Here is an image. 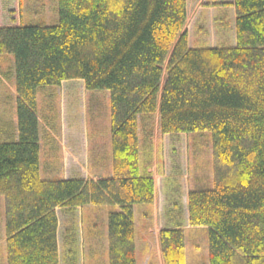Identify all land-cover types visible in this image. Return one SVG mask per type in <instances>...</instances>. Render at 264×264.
I'll use <instances>...</instances> for the list:
<instances>
[{
  "label": "trees",
  "instance_id": "16d2710c",
  "mask_svg": "<svg viewBox=\"0 0 264 264\" xmlns=\"http://www.w3.org/2000/svg\"><path fill=\"white\" fill-rule=\"evenodd\" d=\"M53 1L55 24L0 26L16 95V126L0 140L6 264H59L56 210L87 206L108 210L107 261L95 254L94 264H136L133 207L154 200L156 113L160 134L211 141L208 173L188 188L189 226L207 233V255H187L177 223L159 233L164 264H264V0H234L235 46L199 48L188 45L187 0ZM66 81L108 93L101 179L41 175L37 91Z\"/></svg>",
  "mask_w": 264,
  "mask_h": 264
},
{
  "label": "rangeland",
  "instance_id": "374dc122",
  "mask_svg": "<svg viewBox=\"0 0 264 264\" xmlns=\"http://www.w3.org/2000/svg\"><path fill=\"white\" fill-rule=\"evenodd\" d=\"M205 1H188L190 7L185 26L191 43L215 46L232 44L233 25L229 12L206 10L196 24L195 11L202 9ZM56 8L57 5L53 0H25L21 14L18 0H0V26L17 24L19 21L34 25H52L57 21ZM11 64L8 58H0V140L8 135L10 128L13 129V119L16 123L12 76L9 75L8 79L4 76ZM163 82L164 74L161 88ZM108 102V93L95 92L91 95L85 90L82 81H66L57 88H44L37 91L40 160L43 174L50 170L54 172L57 170L60 173L61 170L58 169L61 165L64 168L63 176L65 173L68 175L72 172L73 175L78 173L77 175H83L86 178L89 170L103 168L106 152L107 161L110 160V122L109 117L106 116ZM90 110H92L91 119L88 116ZM43 119L48 120V123ZM158 121L159 115L156 113L150 146L153 156L150 170H153L152 174L156 181H160V184L155 185L157 196L161 198V184L164 181L166 184L168 181L167 185L170 187L166 186L170 189L171 198L176 199L173 202H176L177 208L181 207L180 205L185 201L192 177L198 173H208L211 141L207 134L201 133L162 135L159 133ZM197 166L202 170L194 171ZM95 172L99 174L103 171ZM146 206H134L136 226H138L136 218L139 215L141 222L144 221L145 213L141 210L147 208ZM107 214V209L85 207L76 221L75 216H67L66 211L62 213L59 218L60 228L57 236L59 264H94L95 254L99 257L98 260L106 263ZM70 216L74 218L73 224ZM67 228L71 229L68 237L65 233ZM73 235L74 240H72ZM66 238L72 240L69 245L71 249L62 244ZM97 243L101 245L98 247ZM185 247L188 256L197 249L198 253L205 257L208 252L207 233H188ZM0 264H6L2 245H0Z\"/></svg>",
  "mask_w": 264,
  "mask_h": 264
},
{
  "label": "crops",
  "instance_id": "0c3cea01",
  "mask_svg": "<svg viewBox=\"0 0 264 264\" xmlns=\"http://www.w3.org/2000/svg\"><path fill=\"white\" fill-rule=\"evenodd\" d=\"M189 0H187V16L189 12ZM198 1V0H195ZM234 0H206L204 3V6L201 7L202 9L196 10L195 11V18H196V24L199 23V19L203 17L204 11L209 10V11H226L230 13L231 16V23H232V29H231V36H233L232 44H221V45H226V46H235L236 45V36H235V12H234ZM192 8V5H191ZM194 16V14H193ZM205 23H203L204 25ZM202 25V26H203ZM185 32L187 33L188 37V45L190 48H199V47H215V45H194L191 43L190 36L186 30L185 26ZM192 44V45H191ZM218 45V44H217ZM219 46V45H218ZM16 99V95H15ZM13 126H16V123L13 119ZM10 128L9 131L12 132L14 130ZM9 133V132H8ZM6 137V136H5ZM41 155V152H40ZM40 165H41V160H40ZM62 168V169H61ZM97 168V167H96ZM42 170V168H41ZM58 170H61V172H54L50 170V172L45 173L46 176H51V177H57L62 180H71V179H77V178H82L84 180H98L101 179L99 177L103 176L102 173H96L95 171H100L102 170V167L97 169H91L88 172V175L86 178H84L83 175H77L78 173H75L73 175L72 172H70L68 175L65 173V175H62V170L64 168L60 165V168ZM83 171V169L81 170ZM151 173H153V170H150ZM43 175V172L41 173ZM152 179L154 180V185L156 183L160 184V181H156L155 176L152 175ZM165 178V177H164ZM161 180V177L159 178ZM168 182V181H167ZM167 182L165 184V181L163 184H161V191H162V196L159 198L157 196V191L155 188L154 191V200L151 205H147V208H143L141 211L144 212L145 214L143 215L144 221L141 222V217L140 215L136 218L138 219V226L134 223L135 226V259H136V264H164L163 258L161 255V250H160V243H159V233L161 230L166 229V228H172L175 224L182 225L183 229L185 230V235L189 234H205V231H200V229H192L189 226V211H188V191L186 193L185 201L182 203L180 206L176 208V199L173 200L171 198V192L170 189L167 187ZM167 185V186H166ZM179 185V184H178ZM155 187V186H154ZM170 187V186H169ZM160 191V189H159ZM178 198V197H177ZM85 208V207H84ZM84 208H78L74 212H67V216L71 215L75 216L76 221L77 218L80 216V213ZM87 208H91V206H87ZM182 209V211H177L178 209ZM57 217H58V229H57V236L59 233V228H60V216L62 215L63 211L60 209L56 210ZM135 215V208L133 207V218ZM72 218V217H69ZM74 219V218H72ZM58 242V240H57ZM5 233H4V204L3 200L0 198V245H2L3 250L5 251ZM198 248V247H197ZM192 255V258L195 259V256L199 257L198 250L195 249V252Z\"/></svg>",
  "mask_w": 264,
  "mask_h": 264
}]
</instances>
